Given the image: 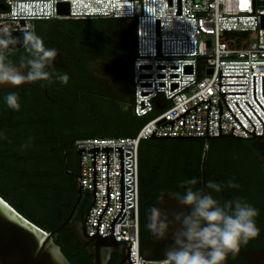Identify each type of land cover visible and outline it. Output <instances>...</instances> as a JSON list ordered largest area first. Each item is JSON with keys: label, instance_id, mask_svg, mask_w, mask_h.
I'll return each instance as SVG.
<instances>
[{"label": "built area", "instance_id": "1", "mask_svg": "<svg viewBox=\"0 0 264 264\" xmlns=\"http://www.w3.org/2000/svg\"><path fill=\"white\" fill-rule=\"evenodd\" d=\"M69 3V13L59 3ZM0 29L35 28L38 20L126 17L136 23L133 62V111L149 120L133 137H83L82 185L92 194L96 151L97 199L86 224L95 234L106 206V151H109L110 205L100 220V235L120 209V154L124 145L125 218L115 224V238L133 242L134 264H160L143 253L139 211V147L157 137H264V0H5ZM47 16L46 19L35 17ZM16 17V19H13ZM254 32L248 47H235L226 33ZM201 58L204 62L201 67ZM211 70V72H210ZM165 103L158 109L156 100ZM158 111L157 113H155ZM80 162V159H79ZM81 174V165H80ZM80 182V180H79ZM92 202V204H93Z\"/></svg>", "mask_w": 264, "mask_h": 264}, {"label": "trees", "instance_id": "2", "mask_svg": "<svg viewBox=\"0 0 264 264\" xmlns=\"http://www.w3.org/2000/svg\"><path fill=\"white\" fill-rule=\"evenodd\" d=\"M4 1L0 0V3ZM44 21L47 20L36 21L35 28ZM62 22L65 24V29L62 30L63 34H77L87 43L89 49L103 51L101 56L104 59L112 56L113 49L117 50L122 59L129 62L133 84V62L136 57V23L134 21L126 17H116L64 19ZM254 36L255 33L250 31L230 32L226 33L224 40L234 39L235 47H248ZM203 62L204 59L201 58V67ZM13 92L19 96L20 110H23V113L18 115V111L8 108L6 102L0 103V112L8 113L10 121V125L5 127L2 123L6 116H0V134L7 137V139L0 138V196L45 231L55 232V242L61 246L63 253L72 264H92L94 255L90 247L82 245L69 227H60L67 215V208L64 204L67 200L65 191L72 182L65 175L64 150L58 142H62L64 145L63 141L68 139L69 121L60 116L56 117L55 121H50V118L46 116V114L50 115L48 111L40 113L41 117L35 115L33 108L28 107L27 102L25 103L23 99L27 96L28 89L20 88ZM133 102L134 98L132 99L131 112L123 113L116 123L119 132L100 137L136 136L150 116L138 117L135 115ZM50 126L56 127L57 132L46 134L45 131H48ZM93 136L95 135L73 137L71 139L73 148L76 149V139ZM29 137H32L30 146L22 150L21 145L28 142ZM204 145V138L145 139L141 141L139 147L141 246H143L148 232L145 217L155 194L156 182L163 181L164 176L174 166L176 172L179 171V177L183 178V175L180 174L184 169V163L193 156L198 157V162L192 170L199 171ZM52 146L55 147L54 150H51ZM252 146L259 148L257 157L264 155V137L241 140L227 137L213 138L208 160H211L214 154L225 155L231 151L252 155L254 154ZM259 167L257 163L258 170ZM259 177L264 181V172L261 170ZM120 260V255L113 254L111 264H117Z\"/></svg>", "mask_w": 264, "mask_h": 264}, {"label": "flooded vegetation", "instance_id": "3", "mask_svg": "<svg viewBox=\"0 0 264 264\" xmlns=\"http://www.w3.org/2000/svg\"><path fill=\"white\" fill-rule=\"evenodd\" d=\"M64 29L65 24L62 20L53 19L41 22L35 28V32L43 39L46 47L58 49L59 54L53 67L56 71L66 72L69 75L68 84L63 85L57 81L46 87L41 86L43 82L27 83L18 87L10 84L0 85V103L5 102V96L9 92L26 88L28 94L23 99L25 103L27 102L28 107L33 108L35 115L41 117L40 113L48 111L50 115L46 114V116L50 118V121H55L56 117L59 116L65 117L69 121L68 139L63 141L64 145L62 142H58V144L64 150L65 175L72 182L65 191L67 200L64 202L67 208V215L64 220H68L64 226L70 227L75 221L86 220L93 202L92 194L89 191L82 187L79 191L80 156L77 149L73 148L71 139L76 136H89L91 134L101 136L118 133L117 121L120 120L123 113L131 112L133 84L131 71L123 78L115 66L106 67L103 65L105 61L101 56L103 51L89 49L87 43L80 39L77 34H63L62 30ZM18 56L19 53L13 59H18ZM0 113H2L0 116H6L2 123L3 126H9V114L5 111ZM22 113L23 110L18 111V115ZM45 132L46 134L57 132V128L50 126L49 130ZM54 149L55 147L52 146L51 150ZM262 157H257L256 154L239 156L230 152L225 155L214 154L211 160L207 161V182L213 180L223 184L228 180H233L239 185L238 188H224L221 193L207 189L213 198L223 203L225 200L240 197L256 208L259 213L255 218L256 225L260 230L259 235L250 239L247 245L241 246L239 253L235 256L229 254L225 262L248 264L244 251L250 249L264 251V181L259 177L260 170L264 172ZM197 160L198 157L193 156L184 163V169L180 174L183 175V178L179 177V171L176 172L174 166L164 176L163 181L156 182L155 194L150 202V208L157 203L156 198L160 192L185 194V188L180 187L183 179L196 178L198 184L192 186L193 190H203L202 160L200 170H192L196 166ZM257 163L260 166L259 170L256 168ZM208 164L210 165L208 166ZM148 241H150V254L154 259L160 261L166 258V251L173 244L172 240L166 238L156 240L149 229L142 247H145ZM115 254L120 255L119 252Z\"/></svg>", "mask_w": 264, "mask_h": 264}, {"label": "clouds", "instance_id": "4", "mask_svg": "<svg viewBox=\"0 0 264 264\" xmlns=\"http://www.w3.org/2000/svg\"><path fill=\"white\" fill-rule=\"evenodd\" d=\"M21 44L22 48H18L17 45ZM18 53V59H13ZM58 54V49L46 47L34 30H24L21 40L13 37L9 29H0V85L18 87L43 82L41 86L46 87L57 81L67 85L69 75L56 71L53 67ZM5 102L8 108L20 111L21 105L16 92H9L5 96ZM0 138L7 139L2 134ZM31 140L32 137H29L28 142L21 145V149L28 148ZM197 184L198 180L192 178L180 184L181 188H185V194L168 192L171 198L181 205L189 206L191 211L174 215V220L182 228L174 233L173 244L160 264H225L229 254L235 256L241 246L247 245L250 239L259 235L260 230L255 222L259 215L256 208L240 197L221 203L203 190L194 191L192 186ZM238 187L233 180L223 184L209 180L206 184L207 189L216 193H221L224 188ZM164 194L162 192L157 197V203L163 202ZM156 204L148 210L146 227L156 240H160L166 238L171 222L167 213L162 212Z\"/></svg>", "mask_w": 264, "mask_h": 264}, {"label": "water", "instance_id": "5", "mask_svg": "<svg viewBox=\"0 0 264 264\" xmlns=\"http://www.w3.org/2000/svg\"><path fill=\"white\" fill-rule=\"evenodd\" d=\"M0 8L6 9L7 5L2 2ZM59 11L62 14L69 13V3H59ZM24 30L31 29H17L11 30L13 37L23 39ZM22 48L21 45H17ZM211 72V70H210ZM164 99L156 100L158 109L164 106ZM234 138L237 140L243 139L236 135H220L218 137L206 136L204 137L205 145L203 149L201 174L202 187L205 194H211L207 188V161L210 151L211 139L213 138ZM253 134L250 138H257ZM199 137H157L152 136L151 139H195ZM113 150V145L102 146V151H106V206L100 213L97 220V227L95 234H88L86 231L87 217L84 221H75L70 225V230L84 246H89L93 252L94 258L92 264H111L112 255L119 252L121 260L117 264H134L132 260L133 242L119 241L115 238V224L122 221L126 212L125 207V169H124V145H116V150L120 154V209L110 223V235H100V220L103 213L110 205V172H109V151ZM89 151L93 152V187H94V203L97 199L96 189V151H99V146L89 147ZM82 152L85 147H78L77 153L80 156L81 174L78 175L79 191L82 185ZM91 206V207H92ZM157 207L166 212L169 218L170 228L166 236L167 240L174 241V233L182 228V225L174 220V215L177 213L187 214L189 206L181 205L179 201L170 197L166 191L162 203H158ZM91 209V208H90ZM90 211V210H89ZM89 214V212H88ZM68 220H63L60 227H63ZM147 223V217L145 219ZM55 232H47L40 226L22 215L15 207L8 203L0 196V264H72L67 256L63 253L61 246L55 242ZM150 241L143 247V253L146 258L152 259L153 256L149 252ZM244 255L248 260V264H264V251L262 250H246ZM225 264H232L225 262Z\"/></svg>", "mask_w": 264, "mask_h": 264}, {"label": "rangeland", "instance_id": "6", "mask_svg": "<svg viewBox=\"0 0 264 264\" xmlns=\"http://www.w3.org/2000/svg\"><path fill=\"white\" fill-rule=\"evenodd\" d=\"M111 53H112V56L110 58H106L104 63H103V65H105L106 67L115 66L118 69V71L120 72L121 76L124 78L129 73V71L131 70L130 66H129V62L124 60V59H122L121 54H119V52L117 50L113 49L111 51ZM252 147H253L252 151L254 152V154L259 155V148L254 147V146H252ZM231 152L232 153H236L239 156L243 155L242 152H236V151H231ZM262 158H263L262 164L264 166V155H263Z\"/></svg>", "mask_w": 264, "mask_h": 264}]
</instances>
